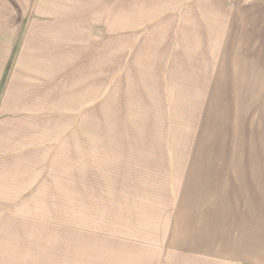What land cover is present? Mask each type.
<instances>
[{
    "label": "rangeland",
    "instance_id": "obj_1",
    "mask_svg": "<svg viewBox=\"0 0 264 264\" xmlns=\"http://www.w3.org/2000/svg\"><path fill=\"white\" fill-rule=\"evenodd\" d=\"M11 1L0 6V20L32 14L36 5L39 14L66 9L74 17V39L58 82L67 85L73 74L83 99L78 98L90 97L91 102L85 104L90 109L87 119L85 113L75 117L83 110L76 97L69 104L68 97L59 95L55 107L41 109L57 118L52 127L57 133L43 132V138L76 141L85 135L83 144L74 146V166L50 159L49 151L37 157L41 168H37V200L19 205L14 201L17 194L10 200L0 198V215L14 214L7 220L10 224L37 213L36 227L27 232L25 264H139L131 259L133 249L123 242L129 238L132 211L136 216L147 194L132 192L131 183L160 182L153 176L167 175L176 161L264 158V104L258 103L264 100V92L257 88L256 76L250 80L251 87H243L240 73L216 71L219 64L209 65V57L195 53L193 41L180 40L178 55L172 27L162 22L167 11L162 0L118 1L115 8L123 13L120 22L113 9L116 0H67V5L66 0H24V5ZM81 17L88 18V31L77 35L81 29L77 23L86 21ZM98 22L103 26L98 28ZM18 27L0 24V74L10 48L24 39ZM107 29L112 33L106 31L104 36ZM92 44L94 54L86 61ZM98 66L101 89L105 85V101L99 103L98 92L85 89L81 79L85 71ZM233 74V79H225ZM93 82L90 79L89 85ZM23 106L0 104V127L7 128L8 137L17 133L11 128L17 121L26 138L37 143V133L19 120L26 115L19 110ZM68 107L75 112L74 121H66ZM63 150L57 147L53 153ZM4 171L0 158V176Z\"/></svg>",
    "mask_w": 264,
    "mask_h": 264
},
{
    "label": "crops",
    "instance_id": "obj_2",
    "mask_svg": "<svg viewBox=\"0 0 264 264\" xmlns=\"http://www.w3.org/2000/svg\"><path fill=\"white\" fill-rule=\"evenodd\" d=\"M5 1L12 2L4 0L0 6L5 7ZM15 1L24 5V0ZM118 1L113 9L120 22L123 13L115 8ZM162 6L167 9L163 11L162 22L172 27L171 38L178 42L175 50H180V40L193 41L195 53L209 57V65L219 64L216 71L240 73L243 87H251L250 80L256 76L257 88L264 92V0H162ZM81 18L86 21L77 23L81 24L77 35L88 31V18ZM4 23L19 24L18 34L24 39L18 47L16 41L4 61L0 104H24L19 110L26 115L19 120L25 129L37 133V143H31L17 121L11 127L17 133L8 137L7 128L0 127L1 167L5 170L0 176V198L10 200L17 194L14 201L22 205L20 201L37 200V157L52 151L50 159L64 160L66 167H73L74 146L84 142L85 135L78 136L76 141L58 136L43 138V132L57 133L52 129L57 122L53 119L57 118L47 111L42 113L41 109L55 107L59 95L68 97L69 104L70 98L76 97L83 110L75 115L70 111L72 107L66 109V121H74V115L77 118L84 113L87 119L90 109L85 104L91 102L90 97L79 99L83 98L80 86L73 84V74L66 79L68 86L58 82V72L66 61L75 33L74 17L66 9L57 14H39L36 5L32 14L2 17L0 24ZM108 24L105 18L104 27ZM97 25L103 26L101 22ZM106 31L112 33L107 29L104 36ZM89 47L86 61L94 54L95 45ZM84 73H87L81 77L85 80L84 88L98 92L97 103L105 101V85L102 89L99 85V66ZM233 78L234 74L225 79ZM90 79L94 80L91 85ZM12 135L19 137L11 140ZM86 143L89 144L88 139ZM62 146L64 150L60 154L53 153ZM173 164L174 169L167 175L159 172L153 176L160 182L130 185L132 192L141 190L147 194L136 216L132 211L129 238L123 242L133 249L131 259L139 264L146 261L154 264L155 260L157 264H264V158L189 160ZM9 216L0 215V264H25L27 232L36 227L37 213L11 224ZM137 250L146 256H139Z\"/></svg>",
    "mask_w": 264,
    "mask_h": 264
},
{
    "label": "trees",
    "instance_id": "obj_3",
    "mask_svg": "<svg viewBox=\"0 0 264 264\" xmlns=\"http://www.w3.org/2000/svg\"><path fill=\"white\" fill-rule=\"evenodd\" d=\"M246 121H249V117L246 118Z\"/></svg>",
    "mask_w": 264,
    "mask_h": 264
}]
</instances>
